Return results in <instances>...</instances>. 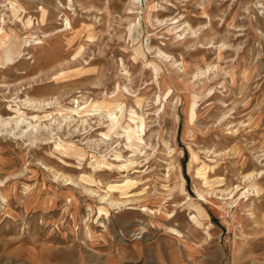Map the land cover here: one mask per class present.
<instances>
[{
	"label": "rangeland",
	"instance_id": "rangeland-1",
	"mask_svg": "<svg viewBox=\"0 0 264 264\" xmlns=\"http://www.w3.org/2000/svg\"><path fill=\"white\" fill-rule=\"evenodd\" d=\"M2 35L0 264H264V0H0Z\"/></svg>",
	"mask_w": 264,
	"mask_h": 264
},
{
	"label": "bare ground",
	"instance_id": "bare-ground-1",
	"mask_svg": "<svg viewBox=\"0 0 264 264\" xmlns=\"http://www.w3.org/2000/svg\"><path fill=\"white\" fill-rule=\"evenodd\" d=\"M136 1H139V0H136ZM1 42H0V44H3V43H12V41H11V39H7V38H5V36L4 35H2V37H1V40H0ZM163 54V53H162ZM181 70V69H180ZM21 120H23V119H18L17 120V125H19V123L21 122ZM4 122V121H3ZM29 122V121H28ZM30 123V122H29ZM201 196H202V194H200Z\"/></svg>",
	"mask_w": 264,
	"mask_h": 264
}]
</instances>
